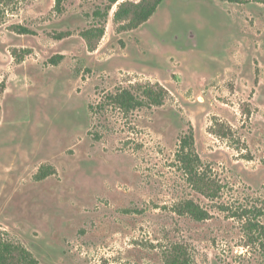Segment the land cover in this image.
I'll return each mask as SVG.
<instances>
[{"label": "rangeland", "instance_id": "374dc122", "mask_svg": "<svg viewBox=\"0 0 264 264\" xmlns=\"http://www.w3.org/2000/svg\"><path fill=\"white\" fill-rule=\"evenodd\" d=\"M123 1L0 6L3 238L39 264H167L175 248L187 264H264V0H163L136 28L114 19ZM150 83L162 105L111 100ZM189 200L205 219L178 211Z\"/></svg>", "mask_w": 264, "mask_h": 264}, {"label": "trees", "instance_id": "16d2710c", "mask_svg": "<svg viewBox=\"0 0 264 264\" xmlns=\"http://www.w3.org/2000/svg\"><path fill=\"white\" fill-rule=\"evenodd\" d=\"M16 0H0V6L3 4H13ZM64 0H56V9L61 10ZM110 4L106 14L112 9V6L119 0H109ZM163 0H140L134 2L124 0L118 4L114 13L116 21H125V28H136L146 22L157 10ZM27 29L20 27V33H25ZM105 33L104 25L94 26L83 31V36L86 39L90 50H95ZM138 94L132 90L124 89L111 97V100L128 113L137 108L152 105H162L168 94L167 89L159 83L138 85ZM192 141L184 140V150L188 148L186 153L179 156L180 161L184 165V170L188 176L189 182L195 186L199 192H206L208 187L204 174L200 171L201 159L192 147ZM180 213H188L197 220H203L207 217V213L200 209L199 205L192 200L186 201L182 206L178 207ZM259 243L264 249V228L260 230ZM177 248L169 253L167 264H187L184 253L177 255ZM183 251V250H180ZM0 264H39V261L25 247L16 245L3 238L0 232Z\"/></svg>", "mask_w": 264, "mask_h": 264}]
</instances>
